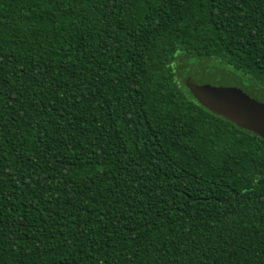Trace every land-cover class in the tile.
I'll return each instance as SVG.
<instances>
[{"label":"trees","instance_id":"trees-1","mask_svg":"<svg viewBox=\"0 0 264 264\" xmlns=\"http://www.w3.org/2000/svg\"><path fill=\"white\" fill-rule=\"evenodd\" d=\"M180 58L264 88V0H0V264H264V138Z\"/></svg>","mask_w":264,"mask_h":264},{"label":"water","instance_id":"water-1","mask_svg":"<svg viewBox=\"0 0 264 264\" xmlns=\"http://www.w3.org/2000/svg\"><path fill=\"white\" fill-rule=\"evenodd\" d=\"M191 59V58H189ZM184 66L185 84L196 100L219 116L264 138V88L209 61Z\"/></svg>","mask_w":264,"mask_h":264},{"label":"rangeland","instance_id":"rangeland-1","mask_svg":"<svg viewBox=\"0 0 264 264\" xmlns=\"http://www.w3.org/2000/svg\"><path fill=\"white\" fill-rule=\"evenodd\" d=\"M188 61L190 62V63H192L193 62V59L191 58V59H188ZM179 62H180V68L181 69H183L184 68V66H185V62H186V58H180L179 59ZM188 62V63H189ZM262 131L264 132V128H262ZM260 135V134H259ZM261 136V135H260ZM262 137V136H261Z\"/></svg>","mask_w":264,"mask_h":264}]
</instances>
